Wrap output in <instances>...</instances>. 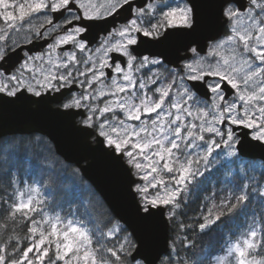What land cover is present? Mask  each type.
Masks as SVG:
<instances>
[{"label": "snow or ice", "instance_id": "6c2138e0", "mask_svg": "<svg viewBox=\"0 0 264 264\" xmlns=\"http://www.w3.org/2000/svg\"><path fill=\"white\" fill-rule=\"evenodd\" d=\"M205 31L215 34L201 43ZM49 39L33 54L31 45ZM169 42L174 59L143 54ZM64 45L72 50L58 52ZM165 62L173 67L161 71ZM51 93L132 169L142 228L128 232L109 219L107 231L94 232L50 215L40 187L10 180L0 194V264H189L187 229L210 231L249 213L215 264H264V208L250 209L264 205V173L257 179L242 167L199 223L181 219L214 153L245 164L236 129L264 145V0H0V106L39 108ZM157 217L174 232L164 252Z\"/></svg>", "mask_w": 264, "mask_h": 264}, {"label": "trees", "instance_id": "16d2710c", "mask_svg": "<svg viewBox=\"0 0 264 264\" xmlns=\"http://www.w3.org/2000/svg\"><path fill=\"white\" fill-rule=\"evenodd\" d=\"M213 158L215 163L209 166L204 177L198 178L203 184L190 186L181 217L187 224L199 223L197 217L210 205L213 197L218 200L238 182V173L242 167H246L249 175H255L257 179L264 173L263 161L243 158L245 164L242 165L233 162L234 158L227 159L222 154L216 158L214 153ZM10 180L18 182L19 186L38 185L46 199L47 211L57 212L67 218H78L94 232L97 229L107 231L111 226L108 225L109 219L118 222L129 232L78 167L65 161L53 147L48 148L39 140L34 142L12 137L5 146L0 153V194ZM262 208L264 205L259 200L250 205V209L257 213ZM250 220L251 213L247 221L241 219L231 224L214 225L210 231L200 232L196 227L187 229L183 235L187 236L191 247L184 249L182 255H187L189 264H213L216 252L224 250L225 241L237 237ZM173 235L170 225V240Z\"/></svg>", "mask_w": 264, "mask_h": 264}, {"label": "water", "instance_id": "95a60500", "mask_svg": "<svg viewBox=\"0 0 264 264\" xmlns=\"http://www.w3.org/2000/svg\"><path fill=\"white\" fill-rule=\"evenodd\" d=\"M103 27V23H100L93 32H99ZM213 34L214 31H205L197 39L203 43L206 36ZM173 49L174 45L169 42L144 50L151 54L165 52L170 59H174L171 55ZM61 98L60 94H54L55 101ZM76 111L65 114L61 107L51 105L32 109L20 108L19 105L0 106V136L30 131L47 135L53 141L56 152L80 169L82 175L99 192L113 214L129 231L140 230L142 224L134 211L138 197L134 199V193L130 190L132 182L137 178L132 175V169L122 159L117 161L109 155L111 149L101 143L103 138L96 136L95 141L91 139L94 132L89 135L91 130L84 129L77 122L80 115L75 114ZM236 131L241 140L238 145L241 155L264 161V145L251 139L250 130L238 128ZM153 232L157 250L164 252L170 243V222L165 217H157Z\"/></svg>", "mask_w": 264, "mask_h": 264}, {"label": "flooded vegetation", "instance_id": "af4514ba", "mask_svg": "<svg viewBox=\"0 0 264 264\" xmlns=\"http://www.w3.org/2000/svg\"><path fill=\"white\" fill-rule=\"evenodd\" d=\"M97 2L100 3V2H103V0H97ZM165 2H167V0H165ZM42 19H43V17L41 16L39 19H34L32 21V23L34 25H38ZM26 27H27V25H26ZM53 35H55V33ZM51 42H52L51 39H49L48 41L41 40V41L37 42L36 44L31 45L30 47L33 50V54H39V52L43 51L46 48L47 43H51ZM93 47H95V45H93ZM70 50H72L71 45H64V46H61V49H58L57 51L60 52V51H70ZM142 51H143L144 55H150L151 54L150 52L145 51L144 49H142ZM157 58L163 59V57H157ZM164 67L171 68V67H173V65L167 64V62H165V64L160 67V70L163 71ZM80 91H81L80 88L74 90L73 95H78ZM53 95H54V93L49 94L46 98V102L43 105H47V106L52 105V107H55V106H60L62 103L66 102L64 97H62L59 102H55L53 97H52ZM35 99H38V98H35ZM5 106H9V105H5ZM36 107L37 106H35V105L20 106V108H30V109L36 108ZM81 119L82 118H79L78 121L80 122ZM12 137H20L22 139H26V140H30V141L33 140L34 142H37V140H39L41 143L47 144L48 148L50 146H53L52 142L48 139V137L46 135L40 133V132H36V131H34V132L33 131L18 132V133L7 134L5 136L0 137V152L3 151V149L8 144V142L11 140Z\"/></svg>", "mask_w": 264, "mask_h": 264}, {"label": "rangeland", "instance_id": "374dc122", "mask_svg": "<svg viewBox=\"0 0 264 264\" xmlns=\"http://www.w3.org/2000/svg\"><path fill=\"white\" fill-rule=\"evenodd\" d=\"M220 152V150L218 149L217 150V152ZM223 155V154H222ZM224 156V155H223ZM225 158H230V157H226V156H224ZM139 182V181H138ZM26 185V184H25ZM35 185V184H34ZM36 186H38V185H36ZM39 187V186H38ZM49 212V211H48ZM49 214L50 215H55V214H59V213H57V212H49ZM61 215V214H60ZM62 216V215H61ZM225 254V252H224V250H222V251H220V252H216V254H215V257H214V260H213V264H215V261H216V258L218 257V256H220V255H224Z\"/></svg>", "mask_w": 264, "mask_h": 264}]
</instances>
